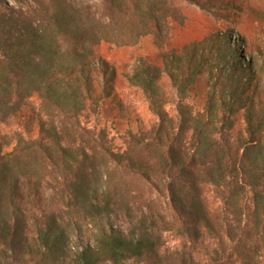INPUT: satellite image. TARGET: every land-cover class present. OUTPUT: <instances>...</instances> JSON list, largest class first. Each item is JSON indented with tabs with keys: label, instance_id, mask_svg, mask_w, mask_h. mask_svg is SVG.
Wrapping results in <instances>:
<instances>
[{
	"label": "trees",
	"instance_id": "obj_1",
	"mask_svg": "<svg viewBox=\"0 0 264 264\" xmlns=\"http://www.w3.org/2000/svg\"><path fill=\"white\" fill-rule=\"evenodd\" d=\"M95 1L103 17L0 0V264H264V56L243 36L246 61L228 41L209 63L197 46L163 52V0ZM154 26L164 54L119 74L108 51ZM119 78L152 121L122 124ZM20 180L44 204L30 218Z\"/></svg>",
	"mask_w": 264,
	"mask_h": 264
},
{
	"label": "rangeland",
	"instance_id": "obj_2",
	"mask_svg": "<svg viewBox=\"0 0 264 264\" xmlns=\"http://www.w3.org/2000/svg\"><path fill=\"white\" fill-rule=\"evenodd\" d=\"M21 1L22 3L16 5L13 0H5V4L20 8L26 15L30 14L29 6L35 9L42 8L41 2L43 0ZM207 1L210 3H205L203 0H163L159 3L160 13L156 14L158 27H161L160 30L165 37V42H167L163 52L170 49L181 51L185 46H197V51L202 53V60L209 63L210 58H215L220 49L223 50L227 41L229 46H237V36H243L250 53L257 56L256 58L260 61L259 57L264 56V0ZM25 2L28 4H25ZM69 3L77 11L93 12L97 14L96 18L103 17V10L99 6V1L72 0ZM235 24H239V26L237 27ZM152 29L154 31L153 35L141 41L139 47L130 50L108 51L114 58L113 61L119 74L128 71L138 58L156 64L157 59H160L161 55L164 54L158 48L161 37L157 35L155 26ZM237 47L238 53L242 54L246 61V56H243L244 50L240 46ZM94 52L108 61L106 47L94 48ZM217 63L218 67L213 69L214 74L217 72L222 73L227 68L222 59ZM263 81L264 78L262 77L261 82L263 83ZM206 84L207 80L204 74H201L199 79L196 80L195 89L190 93L192 100L189 101L190 104L201 108L207 90ZM115 88L117 93L122 94L123 97L127 95V111L130 115L128 118L124 117L122 119V124L126 126L133 125L138 123V120H142L147 124L153 120L147 111L146 105L134 98L120 78L117 79ZM19 186L18 201L21 207L30 215V218L33 212L35 210L37 212V209L42 208L44 204L38 203L36 205V199H34L36 196L30 191L29 182L20 180ZM40 194H42V198H45L51 193L42 187ZM120 225L123 230L127 228V225ZM83 245L85 246L84 241H77L75 235L72 236L71 247L76 249Z\"/></svg>",
	"mask_w": 264,
	"mask_h": 264
}]
</instances>
